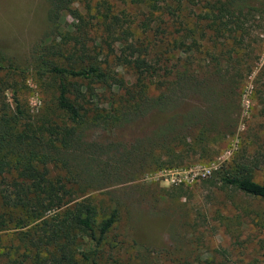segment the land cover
Listing matches in <instances>:
<instances>
[{
    "label": "trees",
    "instance_id": "16d2710c",
    "mask_svg": "<svg viewBox=\"0 0 264 264\" xmlns=\"http://www.w3.org/2000/svg\"><path fill=\"white\" fill-rule=\"evenodd\" d=\"M46 1L44 31L26 57L0 56V231L18 230L17 248L22 249L2 253L0 264H108L103 253L107 233L121 226L123 211L138 216L144 201L132 203L128 188L106 191L108 199H97L89 190L100 181L128 180L145 167L174 166L186 154L175 149L181 142L202 151L222 137L229 118L220 103L227 93L218 87L232 85L233 78L216 69L200 73L191 68L190 57L171 63L168 49L182 46L174 22L149 28L152 37L144 43L128 39L123 22L105 14L94 29L104 37L89 44L91 23L75 10L69 28L56 32L72 0ZM192 1L132 0L150 15L160 8L176 13ZM164 3L174 6L161 7ZM240 3L195 0L194 5L200 20L208 24L213 18V25L229 26L242 37L244 17L252 9L243 11ZM24 74L49 92L40 113H32L17 96L15 76ZM200 96L209 99V109L185 107ZM95 130L106 133L104 140L92 138ZM127 131L140 133L125 138ZM258 156L262 161L234 154L209 178L264 203V184L251 177L264 165V155ZM132 227L126 236L133 247L156 252L157 245Z\"/></svg>",
    "mask_w": 264,
    "mask_h": 264
},
{
    "label": "rangeland",
    "instance_id": "374dc122",
    "mask_svg": "<svg viewBox=\"0 0 264 264\" xmlns=\"http://www.w3.org/2000/svg\"><path fill=\"white\" fill-rule=\"evenodd\" d=\"M193 1L176 13L160 8L150 15L132 0H72L70 10L64 11L58 20L56 32L61 35L73 21L72 11L81 14L91 23L89 44L104 37V33L94 29L105 14L117 16L123 22L130 33L128 39L144 43L152 37L149 28L172 26L174 22L182 46L181 50L172 48L173 51L167 47L172 54L171 63L177 58L190 57L191 68L200 73L216 69L219 74L225 72L233 78L232 85L224 83L218 87L227 93L220 98L222 107L226 108L224 116L229 118L222 137L202 151L188 145L189 142H185L187 145L181 142L175 149L186 154L182 160H174V166L145 167L137 174L130 173L128 180L130 176L119 180L122 182L100 181L94 190H89V195L97 199H108L106 191L128 188L134 199L132 203L144 201L138 216L135 212L123 211L121 226L107 233L103 253L108 264H209L210 261L212 264H264V203L221 188L209 178L212 170L234 154L244 152L252 158L258 157L259 161L263 159L258 155H264V6L260 12L255 9L264 5V0L240 3L243 11L252 9L244 17L242 37L229 26L213 25L216 23L213 18L207 19L208 24L200 20V10ZM168 5L173 4L164 3L161 7L168 8ZM46 8V0H0V56L26 57L44 31ZM150 43H156L155 39ZM125 76L131 77V74ZM15 78L18 98L32 113H40L50 99L45 85L29 74ZM227 85L233 94L226 90ZM10 94L7 91L6 96L10 98ZM189 105L209 109L210 102L200 96L192 98L185 107ZM139 133L127 131L123 135L129 138ZM91 134L96 141L106 136L100 130ZM251 177L264 184V165L254 168ZM132 226L157 245L156 252L148 254L133 247L126 236ZM17 231H0V256L8 249L16 250Z\"/></svg>",
    "mask_w": 264,
    "mask_h": 264
}]
</instances>
